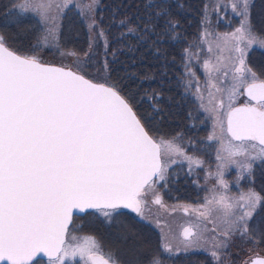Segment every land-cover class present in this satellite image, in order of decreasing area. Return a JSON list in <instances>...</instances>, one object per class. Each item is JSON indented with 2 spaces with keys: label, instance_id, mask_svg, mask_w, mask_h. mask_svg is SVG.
<instances>
[{
  "label": "snow or ice",
  "instance_id": "6c2138e0",
  "mask_svg": "<svg viewBox=\"0 0 264 264\" xmlns=\"http://www.w3.org/2000/svg\"><path fill=\"white\" fill-rule=\"evenodd\" d=\"M70 2L64 0L65 6ZM93 4L94 0L86 6L89 12ZM12 7L36 11L42 20L55 26L56 17L49 19L48 16L53 7L51 3L18 0ZM232 7L234 11L239 9L240 26L231 34H224L222 40L225 46L239 53V66L234 68V83L224 115L227 133L233 140L240 141L241 146L222 149L228 155L218 154L217 160L222 161L218 166L221 169L223 161H227L251 176L254 172L252 161L264 162V81L257 82L255 73L244 67L245 50L257 43L264 47V39L259 38L251 20L250 0H241ZM56 8L60 9L61 5L57 4ZM168 15L167 0L147 3L140 30H154V18ZM176 26V21L165 22L166 28ZM137 28L138 25L129 31ZM209 51H212L211 46ZM205 68L211 71L207 61ZM245 72L251 74V83L246 81ZM242 84L254 103L233 107L235 93ZM212 86L210 83V88ZM224 106L223 100L217 105ZM211 111L215 112L216 108ZM214 138V134L208 137L209 140ZM174 141L175 138L165 140L150 135L114 85L94 83L85 75L41 63L35 56L18 55L6 46L0 34V261L29 264L33 256L44 252L50 264H57V261L63 264L64 257L69 255L65 234L74 209L81 212L95 209L109 226L114 223L121 226L127 239L129 225L117 221V217L123 215L121 209H129L144 218L145 190L151 187L153 176L163 179L168 167L162 162V151L184 156L190 165L202 163L198 158L186 156ZM245 141L255 142L251 148L256 149L258 144L259 150L250 152L242 146ZM222 176L220 172L217 183L226 189L228 184ZM152 202L162 205L158 195ZM189 207L184 206V211L188 212ZM201 207L205 211L200 216L205 219L214 209L221 211L220 219L226 225L223 237L238 231L241 237L253 239L250 223L257 211L264 208V197L250 188L238 197L220 194L206 198ZM194 227L183 229L186 248L193 237L198 236ZM259 235L264 239V231ZM72 239L90 242L69 246L71 254L78 253L85 264H117L111 256L105 258L100 254L94 237ZM162 247L172 251L167 242ZM213 247L226 248L227 243L216 241ZM211 255L219 259L217 251H212ZM125 264H161V261L156 255L134 252ZM245 264H264V257L257 254Z\"/></svg>",
  "mask_w": 264,
  "mask_h": 264
},
{
  "label": "trees",
  "instance_id": "16d2710c",
  "mask_svg": "<svg viewBox=\"0 0 264 264\" xmlns=\"http://www.w3.org/2000/svg\"><path fill=\"white\" fill-rule=\"evenodd\" d=\"M155 2L97 0L88 26L81 18L67 15L57 31V45L79 56L76 62L67 65L93 80L114 85L154 138H175L174 142L180 146L191 143L204 146L207 144L205 141H195L212 134L215 138H226L224 126L221 131L218 111L211 109L214 108V96L218 94L215 85L222 87L227 78L233 75L234 63L228 46L225 49L219 46L222 48L219 57L211 56L208 35L216 34L219 30H235L239 9L234 11L232 5L241 3V0H167L170 15L154 18L155 29L144 32L140 29L143 28L141 17L145 15V5ZM6 12L15 10L10 9V0H0V34H3L6 46L25 56L34 55L37 34L28 18L21 16L17 21L4 23L2 19L6 17ZM250 17L257 32L264 34V0H250ZM167 20L176 21L177 26L174 29L166 28ZM137 25L139 28L136 31H129ZM223 36L219 39L220 45ZM226 52L230 54L229 57L225 55L222 58L221 55ZM85 53L88 55L85 56ZM211 57L212 61L209 60ZM206 61L210 62L211 71L205 68ZM210 83L213 85L211 88ZM210 100L212 103H209ZM206 147L204 152H210V146ZM170 157V152L162 151V162L168 167L163 179L156 176L151 182L155 184L159 178L161 191L167 196H171L173 190ZM252 163L254 172L251 176L240 168L238 178L222 177L230 190L197 191L193 187L188 195L193 201L205 203L206 198L212 199L220 194L238 197L251 188L264 197V162L256 159ZM218 178L215 182L217 185ZM206 179L211 183L212 178ZM236 179L238 185L233 187ZM177 184L182 187L177 193L183 192L184 177L178 178ZM198 209L205 211L201 206ZM211 215L215 217L214 221L202 223L194 220L193 224L198 225L196 232L199 237L187 248L170 244L172 250L176 251L172 253L170 261H162L161 264H237V256L245 248H264V239L259 235L264 231V208L257 211L250 223L253 239L241 237L238 231L227 238L223 237L226 225L220 219L221 211L216 209ZM134 219L139 228L128 231L127 239L124 238L125 234L114 238V241L108 236L114 258L124 264L134 252L157 256L160 244L167 242L164 235L158 234L155 226H148L140 218ZM216 241H226L227 247L214 248ZM212 251L218 252V260L211 255Z\"/></svg>",
  "mask_w": 264,
  "mask_h": 264
},
{
  "label": "rangeland",
  "instance_id": "374dc122",
  "mask_svg": "<svg viewBox=\"0 0 264 264\" xmlns=\"http://www.w3.org/2000/svg\"><path fill=\"white\" fill-rule=\"evenodd\" d=\"M96 1L97 0H94V4L96 3ZM17 2H18V0H10V9L11 10H13V7H12L13 4L17 3ZM39 2L52 4L53 7H52V10L49 11L48 16H49V19H51L52 16L56 17V20L54 22L55 26H53L52 23L45 22L44 20H42L39 13L36 11H33L31 9L28 11H22L19 8H15L14 9L15 12H10V15H6V17H4L2 19V21L4 23H9V22L17 21V20L21 19L22 17L28 18L29 23L31 25V28L34 29L36 34H37L35 53L32 56H35L40 61L49 62V63H56V64H59L62 66L70 67L71 69L78 71L73 66H70L67 64L70 62H76L77 59L79 58V56L69 55L68 54V53H70L69 51L62 49L59 45H57V43H58L57 42V31L59 30L60 24L67 19V15L68 16L74 15L78 18H81L84 21V24L86 26H88L90 19H91V16H90L91 12L88 11L86 6L90 3H93V0H71V2L68 3L66 6L64 4V0H32V3H39ZM57 4L61 5L60 9L56 8ZM94 4H93V6H94ZM236 28L237 27L235 26V29ZM226 30H225V32L222 30H219L216 34L211 35V33H210L208 35V40H209L208 46L212 47V51L209 52L212 54L211 56L219 57V55L222 54V53H219V51L222 48H224V49L227 48V46H225L222 39L220 41L222 45H220L219 39L224 34H227V32L230 34L232 32H234V28H232V30L230 32L226 31ZM217 44L222 46V48L217 47ZM228 49L230 50V53L232 55L231 61L234 63V65H233V70H234V68L236 67V64H238V66H239V61L237 59L238 54L235 51L231 50L230 47ZM228 54L229 53L226 52V54L221 55V57L223 58V57H225V55L227 57H229L230 54L229 55ZM42 59H44V60H42ZM209 60L212 61L213 58L211 57ZM78 72L83 74L81 71H78ZM83 75H85V74H83ZM85 76L88 77L87 75H85ZM88 78L93 80L90 77H88ZM245 79H246V81H249V77L247 78L246 75H245ZM93 81H96V80H93ZM97 82H99V81H97ZM233 83H234V77L233 76L228 77L226 80V83L222 87H220L219 88L220 91H218L219 98H220V100L224 101V105H225L224 108L218 107L220 109V113H218L219 124L221 125V122H222L223 126H224V122H225L224 113H226V111L228 109L227 108L228 96L231 92ZM242 86H243V84L236 91L235 98L232 101V104H234L236 102H241V101L249 102L243 96ZM214 100H216V99H214ZM224 142L226 143L227 147H229L230 145L231 146H241L240 141L239 142L235 141V143H234L232 140H229L226 138V140ZM252 143H255V142L245 141L242 146L247 148L250 152H257L259 150L260 146L257 144L256 149H252L251 148ZM145 191H146L147 195H145L143 197V199L146 201V203L148 201H150V199H152V197L157 196V195L158 196L160 195L161 198L166 199V200L170 199L164 192H162L156 186V184L151 183V187L146 188ZM153 192H155V193H153ZM167 210H169V208H168V204L166 202H162V205L158 204V206L153 205L152 207H150L146 204V206L144 208V218H141L137 214L131 212V210H129V209H121L120 211L123 213V215L120 217H117V221H124V223L129 225L128 231L130 232V230L134 231V230L139 228V225H137V223H135L134 218L135 217L140 218L148 226L149 225L151 227L155 226L159 230V232L165 236L167 242L169 239V241H170V243L168 242L169 244H173L175 246H180V247L185 246V241H184V238H183L182 233H181L183 226L185 224H188L189 226H195L193 228V230H194V232H196L198 225L197 224L194 225L191 222V220H187V219L186 220L185 219H181V220L178 219V220L174 221L173 219L170 218V214L168 213ZM189 210L195 211L198 215H200V213H201V211L198 208H194L193 205L189 207ZM97 215L100 218H103L99 214H97ZM105 224H106V229H108L107 231H110L111 241H114V238L115 239L117 237L120 238V237H122L123 234H125L124 229L121 226H118V224L114 223V225L116 227H112L113 225L108 226L107 223H105ZM196 233H198V232H196ZM89 236H92V235L75 234L71 230L66 236L65 247H68L69 253H71V247H69V246H74L77 243L90 244V242L85 241V240H81V239L73 240L72 237H78L79 238V237H89ZM194 240H196V237H193L191 244ZM95 241L98 243L96 238H95ZM100 245L102 247V244H99V246ZM101 247H100V250H101ZM110 252L108 251L107 254L109 256H111L112 259L115 260L113 254H112V250H110ZM100 253H102V252L100 251ZM257 254L264 256V248H262L260 246H254V247L251 246L249 248H245L244 252L242 254H240L239 256H237V258H238L237 264H245V261H248L252 255H257ZM73 256H75V257H73ZM71 258L77 259L81 264H85V261L81 259L80 255L78 253L76 255L71 254Z\"/></svg>",
  "mask_w": 264,
  "mask_h": 264
},
{
  "label": "flooded vegetation",
  "instance_id": "af4514ba",
  "mask_svg": "<svg viewBox=\"0 0 264 264\" xmlns=\"http://www.w3.org/2000/svg\"><path fill=\"white\" fill-rule=\"evenodd\" d=\"M242 17L239 15L236 16V27L240 26V20ZM259 38L264 39V34L259 33ZM241 47H244V43L241 44ZM237 53V52H236ZM239 56V53H237ZM238 66V64H236ZM244 67L246 69H251V72L255 73L257 80L264 81V47H261L259 43L253 45L250 48H246L245 50V65ZM246 77H249V82H252L251 74L248 72H245ZM234 77V73L232 75ZM243 87L242 86V93H243ZM219 89L217 85H215V90ZM218 93V91H217ZM243 96L249 101V102H236L237 103H254L250 101L248 97H246L243 93ZM213 100L214 107L220 113V109L217 107V104L221 101L219 98V95L215 94ZM232 104V105H234ZM228 110V109H227ZM224 129H225V122H224ZM226 132V129H225ZM227 134V132H226ZM227 139L232 140L235 143V140H233L228 134ZM226 138H214L213 140H209L208 138L204 139H197L195 142L199 141H205L209 145L211 150L210 152H204L207 148L206 145H198V144H188L186 146L179 145L186 156H192L195 158H198L200 161H202L201 164H189L188 160L184 158V156H180L179 154L170 152V176L172 177V192L171 196H168L170 199L166 200L160 197L162 202H166L168 204L169 210L168 213L170 214V218L174 221L178 219H187L193 221L199 220L202 223H207L209 221H214L215 217L211 214L215 212L216 209H214L210 215H208L207 221L204 217L198 215L193 210H188V212L184 211V206H192L194 208H199L200 206L205 205V203L202 201H193L192 198L188 195L190 191L195 187L197 191H210V192H219L225 190V188H221L220 185L215 184L216 178L219 177V173L222 172L223 176H232L238 178L240 176V168L235 165L228 163L227 161H223L224 167L221 169L218 166L222 163V161L217 160V155L225 156L227 157L228 153L225 150L228 147L226 146V143L224 142ZM193 140H190L192 142ZM239 142V141H237ZM234 159L240 160V157H234ZM175 161V162H173ZM156 176H153L155 178ZM180 177H184V191L177 193V190H181L182 187H180L177 184V179ZM206 178H212L211 183L209 182V179ZM207 180L206 184L205 181ZM238 180H234L232 184L233 187L238 185ZM156 186L161 190L162 186L159 182V178L156 181ZM230 190L229 186L226 188ZM155 193V192H153ZM156 196L152 197L150 201H148L146 204L150 207L153 205H157L153 203L152 201L155 199ZM198 206V207H197ZM159 208V207H158ZM218 210V209H217ZM96 212L95 209H88L83 213L80 214H73L71 221L69 223V227L65 234V239L67 234L72 230L75 234H88L92 235L96 238L99 244H102L101 252L100 254H103L105 258H107L109 255L107 252H110V240L108 236H110V231H107L106 229V222L103 218H100ZM74 218V220H73ZM112 227H116L114 224H112ZM188 225V224H185ZM109 226V225H108ZM156 228V227H155ZM157 229V228H156ZM194 231V230H193ZM158 234H160L159 230L157 229ZM176 250L172 251H165L162 245L160 244V248L157 251V256L159 260L162 262L164 261H170L172 259L171 255ZM111 253V252H110ZM113 254V252H112ZM63 255V254H62ZM75 257V256H73ZM114 260V259H113ZM117 264H124L119 262L117 259H115ZM111 263V262H110ZM4 264V263H0ZM29 264H50V258L49 257H38L35 259H32ZM57 264H61V261H57ZM63 264H81L77 259L71 258V253L69 255L65 256L63 259Z\"/></svg>",
  "mask_w": 264,
  "mask_h": 264
},
{
  "label": "water",
  "instance_id": "95a60500",
  "mask_svg": "<svg viewBox=\"0 0 264 264\" xmlns=\"http://www.w3.org/2000/svg\"><path fill=\"white\" fill-rule=\"evenodd\" d=\"M10 50H12L11 48H10ZM14 51V50H13ZM16 52V51H15ZM18 55H22V54H20V53H18V52H16ZM25 56V55H24ZM40 61V60H39ZM41 63H44V64H47V65H51V66H55V67H60V68H64L65 70H67V71H72V72H75V73H77V74H81L80 72H78V71H75V70H73V69H71L70 67H67V66H62V65H59V64H56V63H49V62H44V61H40ZM81 75H83V74H81ZM85 78L86 79H89L88 77H86L85 76ZM91 80V79H90ZM93 81V80H92ZM259 81H262V80H257V82H259ZM94 83H98V84H105V83H103V82H97V81H93ZM249 83H251V82H249ZM106 86H110V85H108V84H105ZM244 87H245V85H244ZM244 87H243V93H244V95L246 96V97H248L247 96V94L244 92ZM249 98V97H248ZM245 103H237V104H234V105H232L233 107H240L241 105H244ZM225 129H226V132H227V118H226V116H225ZM228 134V133H227ZM229 135V134H228ZM230 136V135H229ZM231 137V136H230ZM80 213H83V212H81L79 209H74L73 210V213H72V215L73 214H80ZM72 218V217H71ZM185 227H189V225H185V226H183V228H182V230H181V233L183 232V229L185 228ZM255 255H252L251 256V258H253ZM259 256H262V255H259ZM38 257H49L46 253H44V252H40V253H37L35 256H33L32 257V259H35V258H38ZM262 257H264V256H262ZM250 258V259H251ZM249 259V260H250ZM248 260V261H249ZM0 263H4L3 261H0ZM111 264V263H110Z\"/></svg>",
  "mask_w": 264,
  "mask_h": 264
}]
</instances>
